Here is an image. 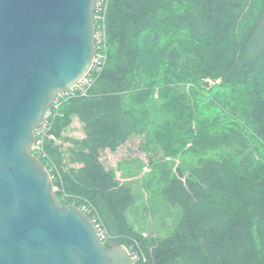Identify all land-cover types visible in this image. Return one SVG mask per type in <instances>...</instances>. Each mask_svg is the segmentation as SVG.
<instances>
[{
  "label": "trees",
  "instance_id": "obj_1",
  "mask_svg": "<svg viewBox=\"0 0 264 264\" xmlns=\"http://www.w3.org/2000/svg\"><path fill=\"white\" fill-rule=\"evenodd\" d=\"M107 4L105 64L86 96L55 111L45 157L35 154L59 203H90L105 246L135 251V264H264V0ZM74 117L84 137L63 151L54 141ZM132 136L195 161L158 168L162 196L181 210L164 238L129 225L132 188L101 161Z\"/></svg>",
  "mask_w": 264,
  "mask_h": 264
},
{
  "label": "water",
  "instance_id": "obj_2",
  "mask_svg": "<svg viewBox=\"0 0 264 264\" xmlns=\"http://www.w3.org/2000/svg\"><path fill=\"white\" fill-rule=\"evenodd\" d=\"M95 0H0V264H135L61 205L34 130L96 54Z\"/></svg>",
  "mask_w": 264,
  "mask_h": 264
},
{
  "label": "rangeland",
  "instance_id": "obj_3",
  "mask_svg": "<svg viewBox=\"0 0 264 264\" xmlns=\"http://www.w3.org/2000/svg\"><path fill=\"white\" fill-rule=\"evenodd\" d=\"M206 81L214 84L211 80ZM83 137L81 124L74 117L61 138L54 142L64 151L70 146L71 140ZM101 161L107 169L115 172L121 183L132 188L135 205L126 214L129 225L144 237L164 238L171 235L181 217V210L169 206L162 196L163 182L158 168L161 164H167L173 172L179 166L187 171L195 165V161L164 157L153 143H146L142 136H132L115 152L102 151Z\"/></svg>",
  "mask_w": 264,
  "mask_h": 264
},
{
  "label": "built area",
  "instance_id": "obj_4",
  "mask_svg": "<svg viewBox=\"0 0 264 264\" xmlns=\"http://www.w3.org/2000/svg\"><path fill=\"white\" fill-rule=\"evenodd\" d=\"M107 1L108 0H95V4H94L93 19H94V27H95L94 38H95L96 54L92 60L90 70L82 79L79 80V82L74 87H72L68 91L60 92L57 94L50 109L47 111L43 122L34 130L35 142L30 150L32 155H34L36 158H38L37 156L45 157V154L43 152V143L45 138L48 137V132L51 128L50 119L54 117L55 111H57V109L64 101L70 99L71 97L86 96L89 88L92 86L94 82L95 79L94 77L101 72L105 64L106 32H105L104 23H105V15L108 5ZM49 138L53 139L52 136H49ZM50 177L52 179L51 175ZM53 189L54 192L57 190L55 187ZM76 207H78L82 211V213L90 219V221L94 225V228L97 232L100 241L105 245L110 240V237L107 231L105 230L103 224L101 223L99 216L95 211V209L93 208V206L90 203L85 202L82 203L80 206H76ZM127 251L130 254L134 263L139 260V256L135 251H129V250Z\"/></svg>",
  "mask_w": 264,
  "mask_h": 264
},
{
  "label": "crops",
  "instance_id": "obj_5",
  "mask_svg": "<svg viewBox=\"0 0 264 264\" xmlns=\"http://www.w3.org/2000/svg\"><path fill=\"white\" fill-rule=\"evenodd\" d=\"M132 138V137H131ZM120 149V148H119Z\"/></svg>",
  "mask_w": 264,
  "mask_h": 264
}]
</instances>
